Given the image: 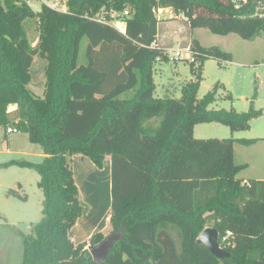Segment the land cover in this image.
I'll return each mask as SVG.
<instances>
[{
  "label": "trees",
  "instance_id": "trees-1",
  "mask_svg": "<svg viewBox=\"0 0 264 264\" xmlns=\"http://www.w3.org/2000/svg\"><path fill=\"white\" fill-rule=\"evenodd\" d=\"M63 1L67 13L0 0V130L26 134L45 156L1 165L34 170L44 194L42 220L23 235V264H264V181L239 179L245 165L234 159L235 142L258 139L194 137L196 124L244 129L260 112L210 110L215 91L198 99L194 83L181 99H159L153 78L154 62L170 60L157 44L158 9L184 15L190 29L252 41L264 35V17L254 16L264 0ZM126 11L123 32L101 20ZM190 47L200 70L209 58L232 61L219 47L197 40ZM37 57L46 62L42 96L30 88ZM11 106L19 118H9ZM76 156L99 170L110 160L109 225L124 236L102 261L88 250L104 242L102 232L83 243L71 234L85 214ZM8 196L28 200L14 189ZM207 229L218 231L230 259H217L198 242Z\"/></svg>",
  "mask_w": 264,
  "mask_h": 264
},
{
  "label": "rangeland",
  "instance_id": "rangeland-1",
  "mask_svg": "<svg viewBox=\"0 0 264 264\" xmlns=\"http://www.w3.org/2000/svg\"><path fill=\"white\" fill-rule=\"evenodd\" d=\"M53 1L48 0L49 3ZM31 4L35 12L40 11L42 3L31 1ZM124 18L128 16L117 17L114 14L112 19L101 20L120 30L119 28L124 27ZM160 19L162 21L158 26V41L169 53L170 60L154 62L155 97L181 99L183 88L194 83L197 84L198 99L215 91L216 102L209 107L210 110L223 108L237 113H248L253 108L260 112L250 122L249 127L244 129L234 130L214 122L196 124L194 137L204 140L258 139L250 146L235 142V163L242 161L249 164L248 169L238 175L239 179L264 178V35L249 41L236 34L221 36L203 28L190 29L187 18L176 15L171 10L165 11ZM192 40L199 41L206 48L219 47L232 56V61L224 64L209 58L200 70L198 62L192 65L187 60H171L172 51L190 47ZM86 46L87 42L84 40L81 55L84 54ZM45 65V60L37 57L31 68L30 86L38 96H42L44 91ZM198 80L200 82L196 83ZM5 138L11 151L26 154L0 157V164L12 158L32 163L42 161L38 157L39 153L42 154L41 147L28 142L26 134H7L5 130H0V150H3ZM72 166L85 206V214L80 218L83 226L81 230L84 233L94 231L92 235L102 232L107 239L112 234L109 225L112 215L110 160L105 162L103 170H99L88 158L76 156ZM37 181H40V177L34 170H25L18 166L10 169L0 165V264H23V235L30 234L31 229L43 218L44 194L37 187ZM10 189L18 191L22 197L27 195L28 200L8 196ZM75 232L72 230L71 234L74 235ZM80 232H76L77 237ZM121 232L124 229L119 233ZM89 239L90 235L84 241Z\"/></svg>",
  "mask_w": 264,
  "mask_h": 264
},
{
  "label": "water",
  "instance_id": "water-1",
  "mask_svg": "<svg viewBox=\"0 0 264 264\" xmlns=\"http://www.w3.org/2000/svg\"><path fill=\"white\" fill-rule=\"evenodd\" d=\"M199 82L200 80H198L196 83ZM15 117H20L19 110L15 113L9 114L10 119ZM123 236L124 232L112 233L101 245L97 247H89L88 250L90 251L92 258L95 261L104 260L108 253L111 251L112 247L115 245V243L122 239ZM198 242L200 244H203L210 251V253L219 260L231 258V254L220 246L219 233L215 229L205 230L199 237Z\"/></svg>",
  "mask_w": 264,
  "mask_h": 264
},
{
  "label": "built area",
  "instance_id": "built-area-1",
  "mask_svg": "<svg viewBox=\"0 0 264 264\" xmlns=\"http://www.w3.org/2000/svg\"><path fill=\"white\" fill-rule=\"evenodd\" d=\"M25 1L28 3L29 6L32 5L31 1L35 2V0H25ZM36 1L42 3V6L45 5L51 9L57 10L59 12H62V13L68 12L66 2L63 0H54L53 2H50V3L48 2V0H36ZM235 4H236V8H239V5H240L239 2H235ZM42 6H40V7H42ZM165 11H168V10L158 9L156 12L157 18L160 19V16L163 15L165 13ZM124 15L128 16L129 15L128 11H126L124 13ZM254 16L264 17V1L259 3V5L257 6V8L255 10ZM172 52H173V55L171 57V60H174V61H176V60H187L190 63H196L197 62V56L199 55V53L194 51L191 47H188L186 49H179V50L172 51ZM225 64H227V63H225ZM15 132H17V131L14 129H9L7 131L8 134L15 133ZM230 236H231V233L227 232L226 236L223 238V242H226Z\"/></svg>",
  "mask_w": 264,
  "mask_h": 264
},
{
  "label": "crops",
  "instance_id": "crops-1",
  "mask_svg": "<svg viewBox=\"0 0 264 264\" xmlns=\"http://www.w3.org/2000/svg\"><path fill=\"white\" fill-rule=\"evenodd\" d=\"M35 2H37L36 0H35ZM120 29V31L122 30V32L124 31V29H125V24H124V27L121 29V28H119ZM200 43V42H199ZM157 44L159 45V46H162V45H160V43H159V41H158V39H157ZM201 44V43H200ZM202 45V44H201ZM203 46V45H202ZM162 47H164V46H162ZM204 47V46H203ZM30 88H31V90H32V87L30 86ZM33 91V90H32ZM34 92V91H33ZM35 93V92H34ZM16 111H18V108H17V106H11V108H10V110H9V113H15ZM16 119H17V117H15ZM19 118V117H18ZM7 133V132H6ZM15 133H17V134H19L20 132H15ZM8 134V133H7ZM10 134H13V133H10ZM28 137V136H27ZM28 142H29V140H28ZM35 145V144H34ZM41 151H42V148L40 149ZM17 154H21V156L22 155H24V154H26L25 152H15V151H11L10 150V145H9V142L8 141H6V138H5V141H4V143H3V150H0V157H5V156H15V155H17ZM28 154V153H27ZM235 156H236V150H235V148H234V159H235ZM28 157H31V156H28ZM40 159H44V155H43V153L42 154H40L39 153V156H38ZM83 158V157H82ZM12 161H18V160H15V159H11V160H9V161H6L5 163H1L0 165H4V164H7V163H9V162H12ZM29 162V161H28ZM238 165H245V169H248V163L247 162H240ZM13 167H17V166H12V167H10V169L11 168H13ZM21 169H25V168H21ZM244 169V170H245ZM25 170H28V169H25ZM243 170V171H244ZM242 171V172H243ZM241 172V173H242ZM240 173V174H241ZM239 174V175H240ZM75 179H76V176H75ZM249 179H245L244 181H248ZM250 180H259V181H264V178H261V177H258V178H251ZM38 182L39 181H37L36 182V185L38 184ZM20 186V188L22 187V185H19ZM40 190V189H39ZM79 222H80V220H79ZM78 222V224L74 227V229L73 230H75L76 232H80L79 234H78V236L79 237H77V233L75 232L74 233V235H72L73 236V238H74V240H75V242L76 243H83L82 241H84V238H88V236L90 235V238H91V235H92V233H94V231L93 232H90V233H84L82 230H81V228L83 227V226H81V224ZM104 229V228H103ZM102 229V230H103ZM78 230V231H77ZM101 230V231H102ZM94 235V234H93ZM81 239V240H80ZM89 241V240H88ZM88 241H84V242H88Z\"/></svg>",
  "mask_w": 264,
  "mask_h": 264
}]
</instances>
